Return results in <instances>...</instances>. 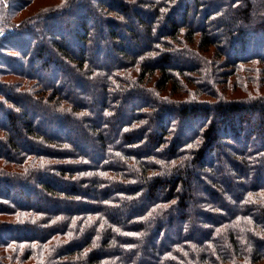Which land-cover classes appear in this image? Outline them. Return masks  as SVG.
I'll return each mask as SVG.
<instances>
[{
  "label": "trees",
  "instance_id": "1",
  "mask_svg": "<svg viewBox=\"0 0 264 264\" xmlns=\"http://www.w3.org/2000/svg\"><path fill=\"white\" fill-rule=\"evenodd\" d=\"M55 1L0 0V264H264V0Z\"/></svg>",
  "mask_w": 264,
  "mask_h": 264
},
{
  "label": "rangeland",
  "instance_id": "2",
  "mask_svg": "<svg viewBox=\"0 0 264 264\" xmlns=\"http://www.w3.org/2000/svg\"><path fill=\"white\" fill-rule=\"evenodd\" d=\"M58 1H55V0H38V2H36L35 4H34V6H31L30 7V10L31 11H34V10H36V9H38V8H41V7H43V6H46V5H48V4H55V3H57ZM225 5H226V0H223V1H221L220 2V6H222V7H225ZM29 11V10H28ZM131 17H132V15H131ZM201 19H202V17L199 15H197V16H195V17H193V16H190V21L191 22H194V23H199L200 21H201ZM209 30L213 33V34H215V36L218 38V36H220L219 34V32L218 31H215V30H217L216 29V27L213 25V24H211L210 26H209ZM215 32V33H214ZM256 48V44H252L251 45V50H254ZM99 49H101V48H99ZM262 52H264V47H263V49H262ZM264 54V53H263ZM100 54H99V51H98V53H97V55H94L95 57H94V59H95V61H100L101 59H100V56H99ZM119 55V54H118ZM175 56V55H174ZM176 57V56H175ZM39 63H41L40 61H36L35 63H34V65H33V68H34V70H36V73H39L38 75H40V76H49L51 73H52V70L49 72V71H46V72H44V71H42L41 69H40V66H39ZM217 89L218 90H220L221 88H219V85L217 86ZM128 107H129V109H131V108H134L135 106L134 105H132V104H128ZM0 122H2V123H4V124H6V119H5V116L4 115H0ZM264 133V132H263ZM251 147L252 148H259V138L258 137H255V138H253V140H252V144H251ZM14 193H17V194H19L18 193V190L16 189V190H12ZM11 191V192H12ZM10 192V193H11ZM12 192V193H13ZM24 193H26V194H28L29 196H33V193H29V192H24ZM23 192H22V196H26V194H24ZM12 195H14V194H12ZM20 195V194H19ZM20 195V196H21ZM21 196V197H22Z\"/></svg>",
  "mask_w": 264,
  "mask_h": 264
},
{
  "label": "snow or ice",
  "instance_id": "3",
  "mask_svg": "<svg viewBox=\"0 0 264 264\" xmlns=\"http://www.w3.org/2000/svg\"><path fill=\"white\" fill-rule=\"evenodd\" d=\"M197 143H199V141H197ZM65 147H67V146H65ZM188 147H189V148H192V147H195V145H189ZM48 163H50V162H49V161H44V160H42L41 163H40V165H39V167H40V168H44L45 165L48 164ZM51 163H55V162H51ZM26 171H27V170H26ZM73 179H76V177H73ZM105 203H107V201H105ZM173 203H175V201H173ZM160 207L167 208V205H161ZM38 219H39L38 216H37V217H34V218H33V222H35V221L38 220ZM60 219H62V218L57 217V220H60ZM21 222H23V221H21ZM89 223H91V218H89ZM117 231H118V229H117ZM141 235H142V234H141ZM9 247H12V245H9ZM129 247H131V246H129Z\"/></svg>",
  "mask_w": 264,
  "mask_h": 264
}]
</instances>
